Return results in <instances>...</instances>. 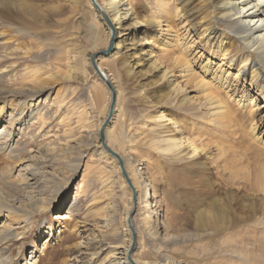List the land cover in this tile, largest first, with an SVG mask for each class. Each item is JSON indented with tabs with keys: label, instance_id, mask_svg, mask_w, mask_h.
I'll use <instances>...</instances> for the list:
<instances>
[{
	"label": "rangeland",
	"instance_id": "374dc122",
	"mask_svg": "<svg viewBox=\"0 0 264 264\" xmlns=\"http://www.w3.org/2000/svg\"><path fill=\"white\" fill-rule=\"evenodd\" d=\"M16 1L18 5L19 2H24L28 6H37V15L27 10L24 19L27 28L39 34L35 39L27 36L13 43L14 36H18L12 35L0 22V30L6 33L5 39L12 41L7 48L0 42V54H13L8 64H0V90L9 94L8 99L0 96V109H18L14 106L26 100L29 105L33 103L40 106L38 107L44 119L35 117L34 111L27 120L25 131L23 130L25 134L14 137L17 133L6 130L7 133L0 137L3 140L0 146V176L8 180H0V188L7 196H19L15 190L18 188L17 178L27 175V169H32L35 164V167L42 166L41 171L45 172L46 179L51 182L50 197L58 198L50 209L35 215L31 228L25 234L26 240L11 243L10 261L13 260L14 264H27L31 253H34L32 255L36 257L37 264H64L66 259L74 257L76 252L73 246L89 242L82 233L83 225L108 233L110 236L106 243L116 245L118 239L112 236L128 235L126 219L128 217L129 220L128 213L130 215L134 209H137L132 220L137 232L136 239L148 243L144 211L141 207H136L137 200L136 203L133 202L131 188L125 186L118 162L106 151V155H102L98 148L101 140L99 129L107 119L112 94L106 82L96 74L90 58L105 48L108 30L104 19L101 14L97 17L90 6V0ZM153 1L129 0V3L141 20H151L154 16H160L162 20L163 17H174L176 22L171 24L172 30L180 39L190 35L191 42L198 43L195 46L199 45V35H206L208 24L217 17L210 6L202 8L203 4L198 7L194 0L191 8L196 6L195 11L198 12L197 22L201 30L198 37L192 25H186L187 8L178 5V0H161L156 5L152 4ZM165 3L171 7L164 9L162 5ZM53 9L60 11L52 14ZM211 24L222 33L221 44L232 40L230 34L224 33L223 24ZM156 31L157 28H150L147 32L155 57L152 63L141 69L140 74L128 78L125 68L123 72H119L111 68L107 60H99L109 74L110 85L116 89L115 111L106 129V139L112 135L114 142L108 147L121 158V155L125 159H132L133 155L136 157L130 167H134L138 181L140 171L149 173L151 184L157 188L161 219L166 218L169 230L201 235V238L193 237L184 244L178 243L177 247L185 248L179 251L169 250L171 255L194 264H264V248L261 247L264 234L250 232L257 225V220L248 219L255 213L264 215V156L254 153L248 148V142H243L241 129L248 117L237 108L232 110L233 113L237 112L234 113L233 123L215 128L205 124L200 118V112L195 115L197 111L192 107L183 104L172 106L169 102L172 94L166 89L162 75L166 69L172 70L174 54L180 56L181 51L169 50L164 55L161 43L157 41L158 37L150 38ZM125 32L132 31L121 34ZM115 33L117 41L114 50L116 43L120 41L118 31ZM208 39H201L202 46L193 51L195 54L204 50L202 55H197L202 57L204 63L207 60L214 62L216 59V69L220 66L216 56L220 59L221 53L217 50L218 47L212 50L207 48ZM239 49L237 44L231 46L233 55L238 59L232 68L235 70H228L230 74L241 73L243 57L250 55L249 50L242 52ZM126 55L130 54L127 52ZM169 55L171 61H167ZM251 58L258 62L255 54ZM121 61L128 63L129 57H121ZM6 66L14 67L11 72L15 76L9 77L12 73L3 71ZM96 66L99 67L98 59ZM227 66L223 67L224 70ZM259 68L264 74V67ZM35 78L40 79L37 86L32 84ZM247 79L255 85L256 79L251 71L248 72ZM190 88H186L187 93H191L190 97L198 101L195 89ZM31 95L35 96L33 101ZM120 112L124 115L125 123L121 118L122 127L117 128L115 123L117 117L120 118ZM259 113L263 116L264 108L257 113L261 117ZM148 116L155 120L147 124ZM167 120H172L171 124L165 122ZM178 126L185 128L187 139L205 150L196 159H173L157 150L158 147L166 148V144L173 141L176 134L172 128ZM3 127L4 124L0 126V131ZM131 145L136 150L135 154L130 149ZM215 148H223V154L215 152ZM65 183L68 185L60 190ZM141 192L145 197L150 193L154 194L150 191V186L142 188ZM70 201L75 202L76 211L70 221L71 226L65 227L68 221L63 222L55 216L62 204ZM228 208H232L233 212L220 214L216 211L228 212ZM203 210L207 212L204 216L200 214ZM236 217L243 221L235 228L232 224ZM208 224H217L223 229L211 230ZM128 230L130 231L129 226ZM50 231L47 239L38 242L37 236L40 233L48 234ZM71 244L72 249H68ZM137 249L138 245L131 255Z\"/></svg>",
	"mask_w": 264,
	"mask_h": 264
},
{
	"label": "bare ground",
	"instance_id": "6f19581e",
	"mask_svg": "<svg viewBox=\"0 0 264 264\" xmlns=\"http://www.w3.org/2000/svg\"><path fill=\"white\" fill-rule=\"evenodd\" d=\"M195 1L197 2L198 7L203 4L202 8H204L205 5L210 6L217 15L214 22L212 20L208 24V33L203 37L202 34L199 35L201 37L198 36L201 30L197 22L198 12L197 10L195 11L197 8L196 6L191 8ZM195 1L178 0L177 3L178 5H183L187 8V12L185 14L186 25H192L191 27L199 37L200 42L198 46L194 45L198 43L193 44L191 42L189 39L190 35H185L182 39H180L179 36L175 34L171 28V24L176 22L174 17H163L164 21L160 16H154L151 20H141L137 18L136 11L133 5L129 3V0H96L103 13H105L104 17L94 8L92 2L89 1L91 4L90 6L95 10L97 17L101 14L103 19H107H104L105 22L103 21L104 24L107 25L106 30H108V35L106 38L104 37L105 48L102 50L105 51L107 49L106 47L109 46L113 32L118 31V34L120 35V41L116 43L114 52L98 58V69L108 82V79H110L108 77L109 74L108 72H105L104 66L101 62H99V60H107L108 65L113 69H117L119 72H123V69L125 68L128 78L140 74L141 69L152 63L155 57L152 46L147 39V32L150 28H157L158 31H156V33L150 38L155 39L158 37L157 41H160L162 48L161 52L164 55H166L169 50L174 51L175 49H180L181 51L180 56L174 54L175 61L173 62L172 70L166 69L162 75L166 89L172 94L169 100L170 104L172 106H182L183 104L184 106L192 107L194 111H197L195 115L200 112L202 115L200 118L205 122V124L209 127L214 126L215 128L233 123L235 118L234 113L237 112L233 113L232 110L238 108L239 111H242L241 113L243 115H247L248 117L247 123L244 124L241 129L243 142L247 141V146L250 150H253L254 153L260 156H264V115L261 116L259 113V116L261 117H258L257 114L264 108L262 107L264 105V74L259 68V66L264 67V0ZM159 2H161V0H154L152 4L156 5ZM162 7L167 9L170 8L171 5L165 3ZM37 9V6H28L24 2H19L18 5L16 0H0V22L6 26L7 30H10L12 35L15 34L18 36V38L14 36L15 40L13 43L27 36H29L30 39L37 38L39 33L33 32L27 28V24L25 22L26 19H24L28 12L35 13L37 15ZM151 10H153V7ZM58 11L60 10L53 9L51 10V13L54 14ZM181 15L179 16L181 17ZM195 21L196 23L194 24ZM211 23H213V25L215 23L223 24L225 29L223 30L225 31L224 33L230 34L229 37H233L232 40H226L221 44L222 33L220 34V32H218V30H216ZM108 25L111 26L112 30L108 27ZM128 30H131L132 32H125L121 34V32ZM5 37L6 33L0 30V42L5 48H7L10 46L9 44L12 41L5 39ZM204 38H209L206 42L207 48L212 50L218 47L217 50L221 53L220 59L216 56L217 62L220 64V66H217L216 69V64H214L216 59L214 62L207 60V62L204 63L201 56L197 57L199 54L202 55L201 53L204 50L201 49L200 52L198 51L194 54L193 49L195 50L200 48L203 42L201 39ZM233 44H237V46L240 47L239 50L242 52L245 50L250 51V55L243 57L241 67L243 70H240V74L236 72V75L235 73L230 74L228 71L235 70L232 68L238 59V57L233 55V52L231 51V46ZM206 45L204 47H206ZM127 52L130 55H126ZM252 54L257 56L259 63L251 58ZM118 56L120 57V60ZM124 56L129 57L128 63L126 61L122 63L121 57ZM12 57V53H7L6 55L0 54V64H8L9 59ZM167 61H171L170 55L167 57ZM227 64L229 65L227 66ZM225 66H227V69L224 70L223 67ZM13 70V66H6L3 71H6L7 73L8 71L11 72ZM250 71L253 74V78L256 79L255 85L253 81L247 79L248 72ZM13 76H15L14 73H12L9 77ZM39 82L40 79L35 78L32 84L35 83L37 86V83ZM101 83L104 85L102 81ZM190 87L195 89L194 93L196 92V95L199 98L198 101H195L192 97H190L189 94L191 93H187L186 88L191 89ZM0 96H5V98L8 99L9 94L0 90ZM34 97L35 96L33 95L30 96V98H32L31 101L35 99ZM38 106L39 105H33V103L29 105V102L23 100V102L16 104V107L14 106V108H18L15 110H5V108L1 107L0 126H3L4 124V127L0 131V137L5 135L6 130L17 133L14 137L25 134L24 129L28 124L27 120H29L34 111H36L34 114L35 117L38 116V118L44 119L42 118L43 116H41L42 113L39 109L40 106ZM35 107L36 110L34 109ZM118 116H120V118L117 117L115 124H117V128H121L122 124L125 123V119L122 112H120ZM121 118L123 119L122 124ZM163 119H165V117H163ZM154 120L155 118L151 119V117L148 116L147 124L152 123ZM165 122H169L171 124L172 120H167ZM172 129L176 134V137H173L172 139L173 141H167L168 143L166 144V148H157V150H161L167 154V157L171 156L173 159L180 158L184 161H188L196 159L199 155L205 152V150L200 149L194 141L187 139L188 136H186L185 128L183 126L173 127ZM9 136H11V134ZM107 139L110 144L109 142L106 143L111 147V142H114L112 140V135L111 138H108L107 136ZM107 139L106 141H108ZM2 141L3 140L0 138V146L2 145ZM98 146L100 149L99 152L102 155H106V150L103 147L101 140ZM130 149L133 150V154L136 153V150L133 149L132 145L130 146ZM222 150L224 149L215 148V152H218L221 155L223 154ZM0 151H2V149H0ZM119 152L120 151H118V153ZM121 156L124 161L127 176L131 180L134 187V191L130 189L131 193L134 195L135 192L137 196L138 205L136 207L139 209L141 207L145 213L144 227L146 229V241L148 243H144V241L136 239L138 245L137 252H135L134 255H130V249L133 245V237L131 232L128 230V217L126 219V231L128 232V235L126 233V235H123L122 237L118 235L112 236L113 238L118 239V244L116 245L106 243L108 240L107 237L110 236L107 235L108 233L106 234L105 232L97 231L90 226L83 225L82 233L84 234V238L89 242L87 244L81 242L78 245L73 246L76 253L74 257L66 259L64 264H194L190 263L186 259H178L174 257L169 253V250H183L185 247H177L178 243L184 244L191 238L193 239V237L201 238V235L197 233L191 234L189 232L178 233L175 230H169L170 225L165 220L166 218L163 217V220L161 219L162 215L159 210V201L156 197L157 188L152 185L153 183L151 184L152 181L149 173L146 171H140V181H138L137 175L134 172V167H130L136 157L133 155L132 159H125L123 155ZM208 156L212 155L208 154ZM38 161L41 162V160ZM41 163L44 162L42 161ZM41 170L42 166L39 165L35 167L34 164L32 169H27V175L30 173V176L24 174L17 178L18 188H15V190H17L16 192H18L19 196L14 195V198L7 196L0 188V264H14L12 262L13 260L10 261L11 258L9 257L11 243L17 244L20 241L26 240L25 234L31 228L35 215L40 213L42 214V212L50 209L58 198V196L53 199L50 197L49 193L51 190L49 185L51 182L46 179L47 175ZM10 171L11 170H9V172ZM262 175L264 177V172ZM121 178L127 187L124 176H121ZM4 179L6 182L8 181L6 177L0 176V180L3 181ZM6 182L3 184H6ZM67 185L68 183L61 185L60 190L65 188ZM147 186H150V191H153L154 194L150 193L149 196L145 197L142 194L141 189L146 188ZM131 204L133 206L132 209H134L133 202ZM75 211V202L70 201L65 205L62 204V207L58 210V214H56L55 218L62 219L63 222L68 221L65 227L71 226L70 221H72V216ZM216 211L220 214L233 212L232 208H228V212L224 210ZM212 212L214 213L215 210ZM200 214L204 216L207 212L203 210ZM262 215L259 216L255 213L248 217L249 220H257V225L253 230L250 229V232H256L258 234L261 233V235L264 234V219L262 218ZM242 221V218L236 217L232 226L236 228L242 223ZM208 226L211 230L220 228L223 229V227H220L217 224H208ZM105 228H107L106 224ZM50 234L51 231L48 234H44V232L40 233L37 236L38 242L44 241V239H47ZM261 247L264 248V243ZM68 249H72V244L68 247ZM32 254L34 253H31L30 261L27 262V264H37L36 257Z\"/></svg>",
	"mask_w": 264,
	"mask_h": 264
},
{
	"label": "water",
	"instance_id": "95a60500",
	"mask_svg": "<svg viewBox=\"0 0 264 264\" xmlns=\"http://www.w3.org/2000/svg\"><path fill=\"white\" fill-rule=\"evenodd\" d=\"M90 1L92 2L94 8L97 11H99L102 14V16H104L105 13H103V11L101 10V7H99V5L96 2V0H90ZM105 20H107V19H105ZM108 27H110V29L112 30L111 26L108 25ZM116 41H117V39H116V33L113 32L112 33V36H111V42H110L109 47L105 51H99L96 54H93L91 56V58H90V62L92 63V66L95 69V72L98 75V77L100 79H103L106 82V85L108 86V88H109V90H110V92L112 94V101H111V104H110V109H109V113H108L107 119L105 120L104 124L102 125V127L100 129V139H101V143L103 144V147L105 148V150L108 153V155L111 156L112 158H114L118 162L119 167H120V170H121L122 175L124 176V178L126 180L127 185L131 188V190L134 191V187H133V185L131 183V180L127 176L126 168H125L123 159L120 157L119 154H117L112 149H110L108 147L107 143H106V129H107L108 125L110 124V122L112 120V117L114 115L115 106H116V94L114 92V89H113L112 85H110V83L107 81V79L104 77V75L100 72V70L96 66V60L100 56L108 55V54H110L114 50V44H115ZM136 200H137V197H136V194L134 192L133 202L136 203ZM135 213H136V210L135 209L132 210L130 212L129 220H128V226H129L131 235L133 237V245H132V248L130 249V255L134 252V250L136 248V245H137V242H136V235H137V233H136V230H135L134 225L132 223V220L134 218Z\"/></svg>",
	"mask_w": 264,
	"mask_h": 264
}]
</instances>
